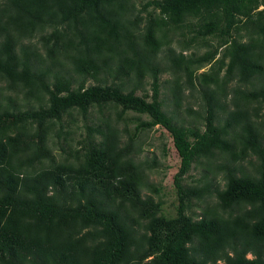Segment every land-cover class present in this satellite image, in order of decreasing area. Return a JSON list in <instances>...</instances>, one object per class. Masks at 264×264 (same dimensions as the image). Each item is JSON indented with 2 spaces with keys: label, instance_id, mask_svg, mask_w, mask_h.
Instances as JSON below:
<instances>
[{
  "label": "trees",
  "instance_id": "trees-1",
  "mask_svg": "<svg viewBox=\"0 0 264 264\" xmlns=\"http://www.w3.org/2000/svg\"><path fill=\"white\" fill-rule=\"evenodd\" d=\"M263 105L264 0H0V264H264Z\"/></svg>",
  "mask_w": 264,
  "mask_h": 264
},
{
  "label": "rangeland",
  "instance_id": "rangeland-1",
  "mask_svg": "<svg viewBox=\"0 0 264 264\" xmlns=\"http://www.w3.org/2000/svg\"><path fill=\"white\" fill-rule=\"evenodd\" d=\"M191 51L192 50L190 49L187 51V53ZM205 69H207V66L202 68L201 70ZM168 77L169 75L167 73L162 74L161 81L167 79ZM2 85L4 84L2 83ZM145 87L148 88L149 85L145 84ZM137 93H140V91H138ZM162 96H168V93L164 91V93H162ZM183 103L184 113H186L187 115L189 114L187 113V111L185 112L186 105H189L190 108L194 110H198V102L192 96H188L187 98H185ZM170 108L171 107H169V109ZM261 111L262 113H264V105L261 107ZM96 115L97 108H94L92 109V116L95 117ZM75 117L78 118V121L76 122V124H72L68 128L69 130H71L70 144L73 148H77L80 146V144H78V140L82 138L85 132L82 118L80 116ZM133 117H135L134 113H129L126 117L128 128L131 130L134 129V126L136 124V121L133 120ZM142 118L145 119V116H142ZM141 138L143 141V150L139 157L141 159L146 158L149 161H151L153 157L155 158L157 166L150 173L149 179L150 181L155 183L159 189V193L156 195V197L158 199L159 196L163 203V213L167 216H173L175 214L176 205L178 203L177 192L173 183V174L177 171L179 163L178 155L172 146L167 132L159 126H155L151 130L142 132ZM53 150L57 158H60L62 154L60 148L58 146H55ZM246 165H248V163H246ZM201 173L202 170L200 166L192 167V169L186 175L184 182L192 184L193 181H196L201 176ZM217 179L218 181L222 180L221 176H217ZM194 210L199 213L200 207H194ZM218 264H222V261H219Z\"/></svg>",
  "mask_w": 264,
  "mask_h": 264
}]
</instances>
